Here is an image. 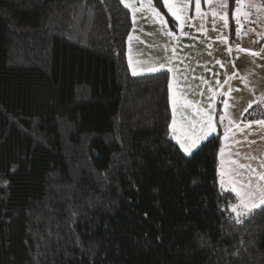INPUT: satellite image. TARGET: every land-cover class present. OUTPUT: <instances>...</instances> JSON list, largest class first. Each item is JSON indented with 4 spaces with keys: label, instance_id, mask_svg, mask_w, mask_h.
<instances>
[{
    "label": "trees",
    "instance_id": "obj_1",
    "mask_svg": "<svg viewBox=\"0 0 264 264\" xmlns=\"http://www.w3.org/2000/svg\"><path fill=\"white\" fill-rule=\"evenodd\" d=\"M130 29L119 0H0V264H264L222 134L185 156L168 74H129Z\"/></svg>",
    "mask_w": 264,
    "mask_h": 264
},
{
    "label": "crops",
    "instance_id": "obj_2",
    "mask_svg": "<svg viewBox=\"0 0 264 264\" xmlns=\"http://www.w3.org/2000/svg\"><path fill=\"white\" fill-rule=\"evenodd\" d=\"M119 1L128 12L131 23L126 41L129 74L132 77L156 74L142 69L159 67L160 62H164L166 68L173 69L171 73L166 69L161 72L168 74L169 129L182 152L177 140L183 139L181 133L184 131L191 134L189 121L196 117L201 108L214 111L216 131L213 136L222 134L218 154L220 186L223 179V189L236 196L228 177H222L221 173L229 169L232 160L251 163L252 167L258 168L264 159V127L242 120L250 104L264 100V40L257 42L263 26L242 32L231 26L230 21L239 19L241 25L247 24L251 17L249 11H255L264 23V10L260 8L259 0H239V12L235 7L236 0H226L228 7L224 10L223 20L212 16L219 0H201L199 16L195 12V0H184L187 3L184 20L189 21L191 27L184 20L177 21L168 12L165 0H161L164 13L157 9L159 18L143 9L136 11L147 0ZM168 2L175 3L176 0ZM168 31L174 33L175 39L166 35ZM182 31L188 34L183 35ZM169 60L171 63H168ZM133 68H136L138 75H132ZM226 80L228 83H225ZM186 102L191 103L192 107H181ZM209 104L212 109H208ZM221 115L225 117L223 123L220 122ZM173 119L176 121L175 132L172 130ZM248 156L256 159L249 160Z\"/></svg>",
    "mask_w": 264,
    "mask_h": 264
},
{
    "label": "snow or ice",
    "instance_id": "obj_3",
    "mask_svg": "<svg viewBox=\"0 0 264 264\" xmlns=\"http://www.w3.org/2000/svg\"><path fill=\"white\" fill-rule=\"evenodd\" d=\"M123 2V0H122ZM161 0H147L145 4H141L139 8L136 9L137 12H140L141 9L149 12L153 17L159 18V12L157 8L160 6ZM165 4L168 8V12L175 17L177 21L184 20V13L187 9V3L184 0H176L175 3H170L168 0H165ZM127 7V5H125ZM228 7L226 0H219V3L216 8H214L212 12L213 17H219L220 20H223L225 17L223 15L225 8ZM195 12L197 16L201 14V0H195ZM185 23H188V26L191 27V23L187 20H184ZM203 28V25H201ZM199 30V29H198ZM206 31V30H205ZM183 35H187L182 31ZM166 35L175 39L174 33L172 31L166 32ZM173 51H175L173 49ZM252 55H257L256 53H252ZM163 59V58H162ZM168 63H171L169 60ZM220 63V61H217ZM223 66V65H221ZM131 67V61H130ZM166 69L167 72L171 73L173 69L171 67L166 68V64L164 62L159 63V67H146L143 68V71L148 73H157L164 71ZM136 68L132 69V75H138ZM235 76V73H233ZM219 83V81H218ZM225 83H228L226 80ZM169 89H171V84H169ZM211 91V89H209ZM183 92L181 96H183ZM181 107L187 109L191 108V103H184ZM251 107V104L249 105ZM208 109H212V105H208ZM175 115V108H174ZM218 114V113H217ZM213 115L214 111H208L204 108H201L197 113L196 117H194L191 121H189L190 132L184 131L181 133L183 139H178L177 143H179L180 148L183 150V153L187 157L194 156L201 148L202 142L209 141L211 142L214 139H219L218 136H213V133L216 131V128L213 124ZM225 117L223 115L220 116V122L223 123ZM256 123L260 124L264 127V121H256ZM176 121L173 119L172 130L176 131L175 128ZM198 126V127H197ZM232 129L230 128L229 131ZM238 130V129H237ZM247 159L252 160L256 159V157L248 156ZM238 164V167H237ZM221 176H227L228 182L233 185L232 191L236 193L238 204L231 206V211L236 214L237 223L240 222L241 218H247L251 216L253 211L257 208L264 210V159H262L259 163L258 168L252 167L251 163L244 164L238 163L235 160H232L229 169L221 173ZM224 187V180H221V188ZM239 189V190H237ZM258 201V203H257Z\"/></svg>",
    "mask_w": 264,
    "mask_h": 264
},
{
    "label": "built area",
    "instance_id": "obj_4",
    "mask_svg": "<svg viewBox=\"0 0 264 264\" xmlns=\"http://www.w3.org/2000/svg\"><path fill=\"white\" fill-rule=\"evenodd\" d=\"M260 8L264 10V0H259ZM235 7L238 12L240 11V1L236 0ZM250 20L247 24L241 25L240 20H232L230 21V25L234 26L236 29L242 32H248L250 29H255L257 27L263 26L260 34L258 35V41L262 42L264 40V23L261 22V16L256 14L255 11H249ZM259 27V28H260ZM242 120L246 122H256V121H264V100L255 101L251 107H249L242 115Z\"/></svg>",
    "mask_w": 264,
    "mask_h": 264
}]
</instances>
